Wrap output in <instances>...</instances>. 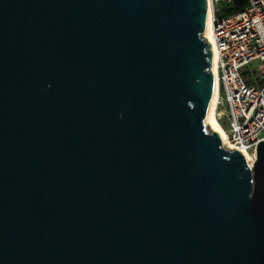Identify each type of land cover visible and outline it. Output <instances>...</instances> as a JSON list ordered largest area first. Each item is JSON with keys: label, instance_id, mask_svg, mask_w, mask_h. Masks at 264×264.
<instances>
[{"label": "water", "instance_id": "95a60500", "mask_svg": "<svg viewBox=\"0 0 264 264\" xmlns=\"http://www.w3.org/2000/svg\"><path fill=\"white\" fill-rule=\"evenodd\" d=\"M207 0H0V264H264L252 168L207 130Z\"/></svg>", "mask_w": 264, "mask_h": 264}, {"label": "built area", "instance_id": "2783aa9c", "mask_svg": "<svg viewBox=\"0 0 264 264\" xmlns=\"http://www.w3.org/2000/svg\"><path fill=\"white\" fill-rule=\"evenodd\" d=\"M215 57L217 115L231 150L254 160L264 141V0H245L239 11L225 14L233 0H209Z\"/></svg>", "mask_w": 264, "mask_h": 264}, {"label": "bare ground", "instance_id": "6f19581e", "mask_svg": "<svg viewBox=\"0 0 264 264\" xmlns=\"http://www.w3.org/2000/svg\"><path fill=\"white\" fill-rule=\"evenodd\" d=\"M204 38L207 40V42L210 45V50L212 54L211 58V69L214 74V86H213V94L211 101L208 105L207 111H206V126L210 132L215 131L216 133L219 134V136L222 139V146L228 150H231L233 147L232 145L228 142L227 138L225 137V134L218 123L216 117H215V112H216V104H217V81H216V68H215V57L213 53V45H212V36H211V5L210 1L207 0V20H206V29L204 32ZM242 154L245 156L247 159V163L250 165L252 168L254 159L247 153V152H242Z\"/></svg>", "mask_w": 264, "mask_h": 264}, {"label": "trees", "instance_id": "16d2710c", "mask_svg": "<svg viewBox=\"0 0 264 264\" xmlns=\"http://www.w3.org/2000/svg\"><path fill=\"white\" fill-rule=\"evenodd\" d=\"M246 5L245 0H233V7L229 8L225 14H231L241 10Z\"/></svg>", "mask_w": 264, "mask_h": 264}, {"label": "rangeland", "instance_id": "374dc122", "mask_svg": "<svg viewBox=\"0 0 264 264\" xmlns=\"http://www.w3.org/2000/svg\"><path fill=\"white\" fill-rule=\"evenodd\" d=\"M217 115L221 116V121L224 122L225 109H224L223 105H219V107L216 109V112H215L216 119H217ZM207 130H208V128H207Z\"/></svg>", "mask_w": 264, "mask_h": 264}]
</instances>
